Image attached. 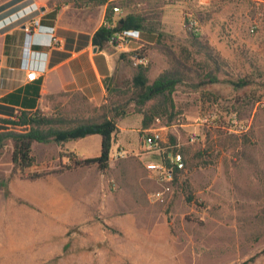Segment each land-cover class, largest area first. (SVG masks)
Instances as JSON below:
<instances>
[{
    "label": "rangeland",
    "instance_id": "1",
    "mask_svg": "<svg viewBox=\"0 0 264 264\" xmlns=\"http://www.w3.org/2000/svg\"><path fill=\"white\" fill-rule=\"evenodd\" d=\"M161 4L153 32L157 44L146 48L148 56L150 49L154 54L147 74L173 62L159 46L190 68L174 93L176 120L158 118L140 133L143 139L160 130L163 146L178 145L185 160L170 198H150L159 185L146 164L163 153L119 147L105 171L96 164L63 170L69 160L62 153L98 156L100 138L35 142L33 170L44 176L32 180L14 168L9 142L0 152V264H264V0ZM64 8L85 13L93 25L97 5L91 1L26 0L0 17V33L33 16L53 18ZM119 8L120 19L125 8ZM185 10L200 20V34L184 28ZM211 39L223 45L229 63L221 61L222 50ZM211 54L219 55V66ZM130 65L137 70L132 57ZM125 78L118 76L116 83L123 85ZM241 78L249 83L236 88L233 82ZM215 84L220 88L211 90ZM59 103L64 113L74 115L81 106L83 117L93 116L80 96ZM233 113L240 127L231 124ZM218 118L223 123L213 122ZM204 148L209 153L199 156Z\"/></svg>",
    "mask_w": 264,
    "mask_h": 264
},
{
    "label": "crops",
    "instance_id": "2",
    "mask_svg": "<svg viewBox=\"0 0 264 264\" xmlns=\"http://www.w3.org/2000/svg\"><path fill=\"white\" fill-rule=\"evenodd\" d=\"M109 3L96 4L97 14L92 26L87 24L85 13L64 8L53 18L42 15L40 26L32 32L25 31L22 25L4 29L0 33V104L51 114L59 107V98L80 93L91 105L100 106L107 102L118 76L132 79L136 69L134 71L130 65V58L144 44L154 43L157 36L146 30L123 31L130 38L122 48L111 42L100 48L95 46L92 38L106 21ZM114 16L119 18L117 13H113ZM209 43L222 50L221 61H231L217 40L211 39ZM63 52L70 54L59 59ZM152 52L150 49L149 56L154 57ZM168 67L161 65L153 75L147 74L149 81L153 82ZM30 72L36 73L35 79H28ZM214 86L211 90L220 88L217 84ZM142 119L141 114L129 110L118 120L113 150L120 147L137 153L139 148L146 149L140 132L148 129L143 128ZM91 136L99 137L101 142L100 134L83 138Z\"/></svg>",
    "mask_w": 264,
    "mask_h": 264
},
{
    "label": "trees",
    "instance_id": "3",
    "mask_svg": "<svg viewBox=\"0 0 264 264\" xmlns=\"http://www.w3.org/2000/svg\"><path fill=\"white\" fill-rule=\"evenodd\" d=\"M26 0H9L0 5V17L10 11H14L21 3ZM94 4H104L109 2L106 19L108 23L102 24L93 35V44L97 47L104 46L105 43L114 39L118 32L130 30L155 31L156 24L162 15L161 3L166 0H160L159 3H151L150 0H88ZM114 7H124L125 14H122L116 23L112 22ZM156 18V19H155ZM122 19V21H121ZM126 39L130 37H125ZM156 43H146L134 53L147 54L146 48L155 46ZM162 51L169 53L173 58L171 66L159 74V76L150 82L148 78L149 66H138L132 79L124 81L123 85L116 83V87L109 91L107 102L100 106L91 105L86 96L80 93H74L80 96L87 111H92L93 116L83 117L85 112L79 106L72 110V114L64 113L61 110L49 114L41 110L30 111L27 109H16L14 107L0 104V121L9 127H2L0 124V152L9 142L13 145L12 162L14 168L23 178L32 180L44 176L43 172L33 170L37 164V158L34 153L33 144L35 142H65L86 137L91 134L101 135V152L95 157H79L76 153L63 154L69 162L63 165L64 169H75L78 167L96 164L99 169L105 171L110 167V158L118 131V120L128 113V106L132 104L134 113L142 115V126L149 129L155 120L166 117L169 122L176 120L177 109L174 93L178 84L185 81L188 77L186 72L189 66L169 51L166 46H159ZM212 49L211 51H213ZM70 53L63 52L59 59H64ZM219 56V55H218ZM217 55H210L211 60L216 66H219ZM211 82L218 81L216 75L210 78ZM249 81L241 78L234 81L236 88L247 85ZM126 89H122V88ZM130 92V94H129ZM70 94V93H64ZM72 94V93H71ZM118 97V98H117ZM126 99V100H123ZM123 100V101H121ZM131 111V110H130ZM57 114V115H56ZM221 118L213 119L220 122ZM223 123V121L221 120ZM11 125V126H10ZM227 128V127H224ZM223 132V131H222ZM174 140V138H172ZM209 153L208 148L200 151L199 156H205ZM62 162V161H61ZM205 165L210 161H204ZM182 173V171L178 174ZM177 177V180H178ZM192 199V197H191Z\"/></svg>",
    "mask_w": 264,
    "mask_h": 264
},
{
    "label": "built area",
    "instance_id": "4",
    "mask_svg": "<svg viewBox=\"0 0 264 264\" xmlns=\"http://www.w3.org/2000/svg\"><path fill=\"white\" fill-rule=\"evenodd\" d=\"M114 13L120 11L119 7L113 8ZM29 15V14H28ZM27 15L24 16V18ZM119 18L112 17V22L116 23ZM183 25L184 28L191 34L198 35L202 32V25L198 17L191 11L185 10L183 12ZM109 21L106 19L105 23ZM41 18L38 16L31 17L30 20L23 24V29L27 32H32L40 26ZM254 31V28L252 29ZM123 32H118L116 34V42L111 40L112 45L117 48H122L124 43L127 42ZM138 50V49H137ZM136 50V51H137ZM133 64L135 66H147L150 63L149 56L144 53H134L132 55ZM36 78L35 72L28 73V79L33 80ZM231 124L239 125V120L236 113L231 116ZM241 125H239L240 127ZM231 129V128H230ZM144 145L146 150L150 153L164 154L158 161H150L146 164V169L152 174L159 188L153 191L150 195L154 201L166 202L170 195L173 193V185L177 180L178 174L185 168V160L182 154L178 150V145L163 146L165 142L164 136L160 130L152 129L144 134L143 136Z\"/></svg>",
    "mask_w": 264,
    "mask_h": 264
},
{
    "label": "water",
    "instance_id": "5",
    "mask_svg": "<svg viewBox=\"0 0 264 264\" xmlns=\"http://www.w3.org/2000/svg\"><path fill=\"white\" fill-rule=\"evenodd\" d=\"M121 21H122V19H121ZM97 50V47H95V51Z\"/></svg>",
    "mask_w": 264,
    "mask_h": 264
}]
</instances>
